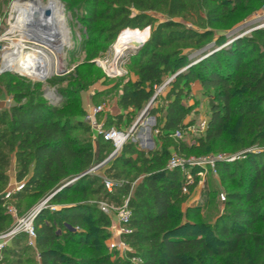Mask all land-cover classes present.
Wrapping results in <instances>:
<instances>
[{
    "label": "trees",
    "instance_id": "1",
    "mask_svg": "<svg viewBox=\"0 0 264 264\" xmlns=\"http://www.w3.org/2000/svg\"><path fill=\"white\" fill-rule=\"evenodd\" d=\"M244 1L83 0L87 26L106 20L103 32L108 33L105 41L111 44L127 35L146 37V26L152 27L144 44L128 53V65L137 78H119L122 91L118 104L123 110L129 113L144 108L155 88L174 75L165 85L169 86L165 107L148 108L156 117L161 138L185 130L189 111L182 98L192 83H198L209 116L196 141H180L179 149L206 154L214 144L225 141L228 132L231 136L226 142L231 151L262 147L233 162L215 164L220 182H234L237 189L226 191L222 210L211 221H181L191 214L199 217L211 204L214 191L209 189L207 177L198 200L184 206L196 182H187L182 168L167 167L166 148L143 151L133 142L124 143L121 154L105 171L108 177L123 182L115 183L108 192L100 175L86 171L104 159L106 149H113L111 141L99 136L100 155L95 160L85 140L71 134L87 131L85 120L64 116L56 106L43 102L42 90L36 85L0 75V93L12 94L14 100L9 107L0 108V233L14 223L2 197L10 182L12 158L16 181H24V187L11 196L16 207L20 209L24 200H30L28 206L33 208L37 200L51 193L49 201L60 206L42 208L35 216L34 247L28 244L26 233L20 232L0 250V264H132L133 257L139 259L137 264H264V29H253L249 37L226 35L244 19L242 14L248 10ZM152 12L167 19L159 21ZM176 17L190 18L202 30L187 28L185 22L172 19ZM121 116H117L116 126ZM241 163L247 171L235 179ZM204 169L194 166L189 172L194 177ZM138 173L141 179L131 185ZM73 192L83 200L94 196L95 201L103 198L116 205L128 197L131 231L122 237L133 249L125 259L111 261L106 250L111 218L95 201L66 203ZM63 241L87 246L95 253L76 257L58 249ZM27 252L34 256L26 257Z\"/></svg>",
    "mask_w": 264,
    "mask_h": 264
},
{
    "label": "rangeland",
    "instance_id": "2",
    "mask_svg": "<svg viewBox=\"0 0 264 264\" xmlns=\"http://www.w3.org/2000/svg\"><path fill=\"white\" fill-rule=\"evenodd\" d=\"M0 0V37L2 34L10 29V25L12 20H10V9L12 3H16L17 1L22 3H31L34 4V0H6L5 3ZM43 4H47L49 0H41ZM63 5V18L65 23V28L68 31V40L62 47V49L56 53L58 54L60 60V68L52 74L47 76L38 74L35 72H24L18 65V63L14 60L13 52L6 53L5 63L2 65L3 68L7 69V71L0 73H5L7 76H13L15 81L30 83L36 85V89L42 90V101L48 105L56 106L58 111L64 115L68 116L72 119H82L85 120L86 115L91 111V109L95 106L101 105L103 106V110L97 114L98 121L102 122L104 126L115 127L119 130H123L128 133L126 142H133L136 144V148L143 151H151L155 149H167L169 151V160L177 159L178 161H182L183 164L178 166L182 168L186 172V176L188 177L189 183H192L195 180V186L193 187L190 193H187L188 197L186 201L183 203L184 206L190 207L194 205V203L198 200L201 191L204 187V180L208 177L209 181V189L214 191V194L210 196L211 204L206 205V207L200 211L199 217L183 216L182 222L185 221L188 223L193 221H211L213 218L218 215V211L222 210V203L224 200L221 199V195H225L228 190H236L237 187L235 183L231 182L229 184H223L219 180V172L214 166L215 173L212 171V167L203 163L206 159L221 157H229V156H239L244 158L247 151H260L262 147L258 145H251L243 147L237 151H231V147L227 145L226 140L231 134H226L225 141H220L214 144L212 150L206 154H198L196 152H185L179 149V142L185 141L188 144H192L196 141V138L204 131L205 123L209 116V107L207 104V100L205 96L202 94L200 90V86L198 83H192L188 87V95L182 98V103L185 105L187 110L189 111L186 118L185 123L186 127L184 131H181V138L173 136L170 133V137L166 139L161 138L156 129V117L153 114H147L145 117H140L144 108L141 110H136L133 112H127L123 110L119 104V97L121 95V86L119 84V78H125L130 80H135L137 77L132 70V68L128 65V53L132 50H127L120 56L118 61L116 62V69L114 73H110L106 71L100 64L99 60L111 61V42L105 41L108 33L103 32V28L107 25L106 20H98L92 24V27L87 26L88 16L86 9L84 7L83 0H56ZM245 6H247L248 10L242 17L243 20L239 21L235 24L233 28L226 32L228 36H239V37H249L252 35L253 28L258 24H264V0H246L243 2ZM159 21L167 19L165 15L152 12ZM175 21L185 22L187 28L195 29L196 31H201L202 28L195 26L192 24V20L190 18H182L176 17L172 18ZM149 28V36L152 30V27L146 26ZM13 28V27H12ZM145 28V27H144ZM142 29V28H141ZM264 29V25L262 27ZM11 31V30H10ZM141 39H146L148 36L144 37L141 35H136ZM6 39L0 40V45L3 46L0 50V56L3 55L5 50L11 48V41H16L20 38V35L17 31L14 33H10L6 36ZM26 45L28 47L34 46V40L32 38L26 39ZM18 43V42H16ZM13 42L14 45H16ZM38 45H44L43 42L37 41ZM208 44L205 46L207 48L210 46ZM48 46V45H47ZM51 49V47H50ZM22 53L24 54H33L34 51L30 53H26L25 50L20 48ZM204 50V48L202 49ZM97 51V54L93 57L92 54ZM199 51H193L190 56H195ZM10 56V57H9ZM3 64V63H2ZM118 64V65H117ZM89 65H93L89 66ZM6 66V67H4ZM32 75V76H30ZM169 76L168 80L174 77V75ZM166 80L161 86H157L154 92V102L150 104L151 107H155L158 109H163L166 104V94L168 92L169 86H165L168 83ZM169 80V81H171ZM7 98H11L10 104H7L5 100ZM14 103L12 94L8 93H0V108L9 107ZM148 104V103H147ZM146 104V105H147ZM121 116V121L116 126L117 116ZM158 115H161L159 112ZM110 122L112 124H110ZM86 125H88L85 122ZM87 131L75 130L72 131L71 134L78 136L81 140H85V144H88L92 152L94 154L95 160H98V156L100 155L99 150L101 147V143L99 140V135L97 134V130L92 128L90 125L88 126ZM176 131V130H175ZM174 132V131H173ZM180 139V140H179ZM123 143V144H124ZM123 146V145H122ZM105 157L103 160L98 161L94 166L90 168L88 172L90 174H98L102 178L108 177L105 174L107 168H109L116 160V158L121 154L120 149L115 150L114 148L106 149L104 152ZM168 160V161H169ZM190 161H193L190 163ZM224 161V160H220ZM198 162V163H196ZM219 162L216 161L215 164ZM227 162V161H224ZM233 162V161H232ZM168 163V162H167ZM196 163V164H195ZM203 167L206 168L204 171L198 172L196 176L193 177L190 174L189 169L191 167ZM121 168V165L118 166ZM247 166L243 163L238 165L237 167V175L236 178L240 174L246 173ZM142 175L140 173L137 174V178H134L131 185H134L141 179ZM115 183L123 182L122 179H114L109 177ZM125 181V180H124ZM74 193V194H73ZM70 193L66 203L73 202H94L95 197L89 196L87 199H81L78 196L79 194H75V192ZM54 194V193H53ZM45 196L40 200H37L32 206L33 208L28 206L31 203L30 200H24L20 209L16 207L13 201H9L8 204H12L16 207L17 214L19 216H24L25 214L30 213L42 202V200L46 199V204H53L59 208V204L57 202L51 203L49 201L50 196ZM103 199V198H102ZM128 197H124L123 205ZM98 201V200H96ZM28 206V207H27ZM31 208L28 209L27 208ZM27 210V211H26ZM35 218V217H34ZM14 221V220H13ZM34 221V219H33ZM14 224V223H13ZM112 224V221H111ZM108 226V231L110 232L109 237L105 240V247L107 252L110 253L111 261L121 257L125 259V255H120L116 251L109 250L108 243L111 238H113L117 231L116 226L112 228V225ZM18 234V233H17ZM60 244V243H59ZM58 249L61 251H65L69 254H72L76 257L80 256H88L93 254V250H91L87 246H79L75 243L63 241L62 244L58 245ZM133 249V247H132ZM35 256L36 249L34 250ZM101 253V252H99ZM32 256L33 252H27V256ZM34 256V255H33ZM2 258L0 254V259ZM37 258V257H36ZM13 258L10 259L12 261ZM132 264H136L132 262Z\"/></svg>",
    "mask_w": 264,
    "mask_h": 264
},
{
    "label": "bare ground",
    "instance_id": "3",
    "mask_svg": "<svg viewBox=\"0 0 264 264\" xmlns=\"http://www.w3.org/2000/svg\"><path fill=\"white\" fill-rule=\"evenodd\" d=\"M34 2V4L29 1L28 3L19 1L13 3L12 8L16 9V18L9 33L18 31L20 38L16 41L10 39L12 48L3 53V65L6 53L9 52L10 55V52H13L14 60L24 72H35L47 76L60 68V60L56 51L59 52L67 42L69 30L67 31L65 28L63 5L60 2L49 0L46 5L41 0H34ZM28 38H32L35 45L27 49L24 41ZM139 40L142 39L136 35L120 38L111 45L112 60H99V64L106 71L114 73L117 71L115 57L121 54L129 44ZM37 41L43 42L44 45H38ZM13 42L18 43L14 45ZM20 48L26 53L34 52L33 54H23Z\"/></svg>",
    "mask_w": 264,
    "mask_h": 264
},
{
    "label": "built area",
    "instance_id": "4",
    "mask_svg": "<svg viewBox=\"0 0 264 264\" xmlns=\"http://www.w3.org/2000/svg\"><path fill=\"white\" fill-rule=\"evenodd\" d=\"M12 7H13V3L11 5V9H10V20H12V23H13L15 21V18H16V9H13ZM263 15H264V13H263ZM12 23H11V25H12ZM11 25H10V27H11ZM263 25L264 24H258L253 29L262 28ZM8 34H10L9 29L7 32H5L4 34L1 35L0 40L6 39L7 38L6 36ZM24 42L26 43L27 41L25 40ZM11 48H12V45H11ZM28 48L29 47L27 46V49ZM10 49H8V50H10ZM8 50H5V51H8ZM1 57L3 58V55ZM5 102L7 104H10L11 98H7L5 100ZM102 110H103V106H101V105L93 107L91 109V111L86 115L85 121L87 123H89V125L92 128L96 129L97 134L99 136H102V138L104 140L111 141L113 148L115 150L121 149L124 141L128 137V133L123 131V130H119L115 127L106 128L102 122L98 121L97 114ZM205 125H206V123H205ZM172 134H173V136L178 137V138H181V136H182L180 130H176ZM247 152H257V151L249 150ZM237 159H240V157L236 156V155L229 156V157L218 156L217 158H211L209 160L206 159L203 161V163L208 165V166H211L213 169L212 171L215 173L216 171L214 169V166H215L216 161L224 160L227 162H232V161H235ZM192 162L193 161H190V163H192ZM196 163H198V162H196ZM182 164H183L182 161H178L177 159H171L168 161L167 167L168 168H174V167L181 166ZM103 184H104L105 189L108 192H111L115 186V182H113L109 177H103ZM23 187H24V181H16L14 183H9L8 187L3 192L2 197H3V199L6 200L5 208H6L7 212L13 216L14 224L7 231L0 233V250L3 249L17 233H20V232L26 233V235L28 237V244L34 247V239H35V230H34V226H33L34 217L37 215V213L42 208H49L50 210H55L57 208L56 205L46 204V201L48 198L47 197L46 199L42 200V202L36 207V209H34L33 211H31L28 214H25L24 216H19L17 214L16 207H14L10 203L8 204V202L11 201L12 194L15 193L16 191H19ZM221 199L224 200L225 196L221 195ZM127 200L123 205H116L115 203L110 202L107 199H99L98 201H95L97 207L103 213L107 214L111 218L112 225L115 222L117 233L113 238L110 239V241L108 243V248H109V250L118 252L120 255H126L127 252L132 251V248L129 245V243H127L125 241V239L122 237L123 234H126V233L131 231L129 226H128V223H129L130 217H131V210L127 205ZM36 257H37V259H39V253L38 252H36ZM131 261L135 262L137 264L139 262V259L133 257L131 259Z\"/></svg>",
    "mask_w": 264,
    "mask_h": 264
},
{
    "label": "water",
    "instance_id": "5",
    "mask_svg": "<svg viewBox=\"0 0 264 264\" xmlns=\"http://www.w3.org/2000/svg\"><path fill=\"white\" fill-rule=\"evenodd\" d=\"M148 30H149V28H148ZM148 36H149V33H148ZM32 37V36H31ZM149 37H147L146 39H142V40H139V41H136V42H133V43H131V44H129L128 45V47L126 48V49H124L123 51H122V53L121 54H119L118 56H116L115 57V63L118 61V59L120 58V56L121 55H123V53L124 52H126L127 50H135V49H138L140 46H142L143 44H144V42L148 39ZM1 48H2V46L0 45V50H1ZM3 63V58L0 56V73H2V72H5V71H7V69H5V68H3L2 67V64ZM110 73H113V72H110ZM169 80H171V79H169ZM169 80H168V82H169ZM153 100H154V96L150 99V101L148 102V104L144 107V109H143V111H142V113H141V118L142 117H145L147 114H149L148 112V108H149V106H150V104L153 102ZM90 169H88L86 172H88ZM74 179H71L70 181H68L67 183H65V185H67V184H69L70 182H72ZM65 185H63V186H65ZM62 186V187H63ZM62 187H60V189L62 188ZM41 210V209H40Z\"/></svg>",
    "mask_w": 264,
    "mask_h": 264
},
{
    "label": "crops",
    "instance_id": "6",
    "mask_svg": "<svg viewBox=\"0 0 264 264\" xmlns=\"http://www.w3.org/2000/svg\"><path fill=\"white\" fill-rule=\"evenodd\" d=\"M8 173L10 175V182L9 183L16 182V179H15V162H14L13 158L11 159V165L9 167ZM115 226L116 225H115V222H114L113 225H112V228H114Z\"/></svg>",
    "mask_w": 264,
    "mask_h": 264
}]
</instances>
